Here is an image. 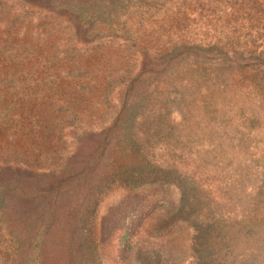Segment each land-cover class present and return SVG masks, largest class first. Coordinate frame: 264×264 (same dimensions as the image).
<instances>
[{
    "label": "rangeland",
    "instance_id": "obj_1",
    "mask_svg": "<svg viewBox=\"0 0 264 264\" xmlns=\"http://www.w3.org/2000/svg\"><path fill=\"white\" fill-rule=\"evenodd\" d=\"M0 264H264V0H0Z\"/></svg>",
    "mask_w": 264,
    "mask_h": 264
}]
</instances>
